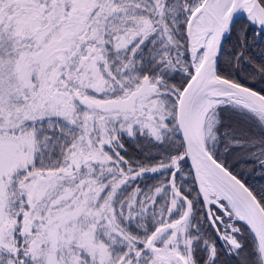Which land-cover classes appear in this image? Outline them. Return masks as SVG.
Segmentation results:
<instances>
[{"label": "snow or ice", "instance_id": "obj_1", "mask_svg": "<svg viewBox=\"0 0 264 264\" xmlns=\"http://www.w3.org/2000/svg\"><path fill=\"white\" fill-rule=\"evenodd\" d=\"M0 264H264V0H0Z\"/></svg>", "mask_w": 264, "mask_h": 264}]
</instances>
